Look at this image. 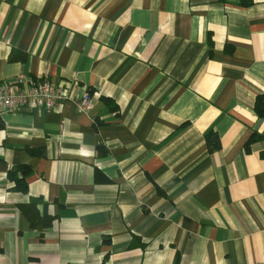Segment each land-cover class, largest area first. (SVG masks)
<instances>
[{
	"label": "crops",
	"instance_id": "1",
	"mask_svg": "<svg viewBox=\"0 0 264 264\" xmlns=\"http://www.w3.org/2000/svg\"><path fill=\"white\" fill-rule=\"evenodd\" d=\"M21 73L67 97L0 113V264H264V0H0V81Z\"/></svg>",
	"mask_w": 264,
	"mask_h": 264
},
{
	"label": "built area",
	"instance_id": "2",
	"mask_svg": "<svg viewBox=\"0 0 264 264\" xmlns=\"http://www.w3.org/2000/svg\"><path fill=\"white\" fill-rule=\"evenodd\" d=\"M66 90L48 78L36 79L21 73L9 81H0V113L30 109H53L64 98ZM79 110L93 108L92 97L87 92L79 100Z\"/></svg>",
	"mask_w": 264,
	"mask_h": 264
},
{
	"label": "trees",
	"instance_id": "3",
	"mask_svg": "<svg viewBox=\"0 0 264 264\" xmlns=\"http://www.w3.org/2000/svg\"><path fill=\"white\" fill-rule=\"evenodd\" d=\"M235 2L240 6L249 7L253 4V0H220L221 3L225 2ZM27 56L23 53L14 51L10 57L9 61H26ZM254 110L258 117H264V94H260L257 96L254 102ZM4 127V123L0 117V129ZM206 143L209 149V152L212 153L217 151L220 148V138L215 131H209L206 136ZM264 138V135H258L251 137L249 142L254 141L256 139ZM100 149V148H99ZM32 155L40 156L42 155V149H28ZM99 154H102V151H99ZM32 169L27 164H20L16 166L14 169H10L8 172V182L12 183V189L27 193L29 190V185L27 182V178L31 175ZM161 192V191H160ZM41 206H46V202L42 197L32 198L29 202L19 204L18 207L24 214V216L28 219L32 228H37L38 226L48 227L54 220V216L50 215L46 211H42Z\"/></svg>",
	"mask_w": 264,
	"mask_h": 264
}]
</instances>
